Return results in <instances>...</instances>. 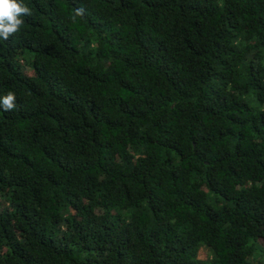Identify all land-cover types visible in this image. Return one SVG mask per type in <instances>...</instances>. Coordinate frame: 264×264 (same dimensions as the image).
I'll use <instances>...</instances> for the list:
<instances>
[{
	"label": "trees",
	"instance_id": "obj_1",
	"mask_svg": "<svg viewBox=\"0 0 264 264\" xmlns=\"http://www.w3.org/2000/svg\"><path fill=\"white\" fill-rule=\"evenodd\" d=\"M23 3L0 264H264V0Z\"/></svg>",
	"mask_w": 264,
	"mask_h": 264
},
{
	"label": "clouds",
	"instance_id": "obj_2",
	"mask_svg": "<svg viewBox=\"0 0 264 264\" xmlns=\"http://www.w3.org/2000/svg\"><path fill=\"white\" fill-rule=\"evenodd\" d=\"M83 10L77 9V15H82ZM30 9L23 0H0V38L7 39L9 35L20 30L23 15H30ZM5 110L15 107V94L11 91L2 98Z\"/></svg>",
	"mask_w": 264,
	"mask_h": 264
}]
</instances>
